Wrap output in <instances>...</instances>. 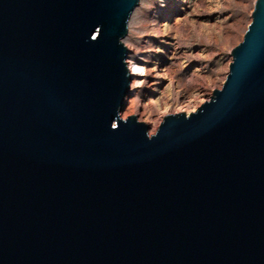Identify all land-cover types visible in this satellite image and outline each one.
<instances>
[{
    "label": "water",
    "instance_id": "obj_1",
    "mask_svg": "<svg viewBox=\"0 0 264 264\" xmlns=\"http://www.w3.org/2000/svg\"><path fill=\"white\" fill-rule=\"evenodd\" d=\"M140 0H0V264H264V0L223 87L121 117Z\"/></svg>",
    "mask_w": 264,
    "mask_h": 264
},
{
    "label": "rangeland",
    "instance_id": "obj_2",
    "mask_svg": "<svg viewBox=\"0 0 264 264\" xmlns=\"http://www.w3.org/2000/svg\"><path fill=\"white\" fill-rule=\"evenodd\" d=\"M256 0H140L123 41L132 76L121 117L155 134L166 113L196 110L223 87L231 50L244 38ZM129 66V63H128Z\"/></svg>",
    "mask_w": 264,
    "mask_h": 264
},
{
    "label": "bare ground",
    "instance_id": "obj_3",
    "mask_svg": "<svg viewBox=\"0 0 264 264\" xmlns=\"http://www.w3.org/2000/svg\"><path fill=\"white\" fill-rule=\"evenodd\" d=\"M129 63L130 73L132 76L141 75V67L137 63H132L131 60L127 61Z\"/></svg>",
    "mask_w": 264,
    "mask_h": 264
}]
</instances>
